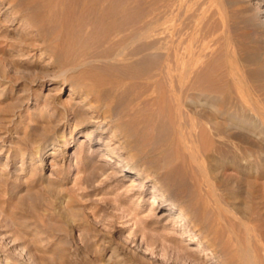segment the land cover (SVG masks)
<instances>
[{"label": "rangeland", "instance_id": "rangeland-1", "mask_svg": "<svg viewBox=\"0 0 264 264\" xmlns=\"http://www.w3.org/2000/svg\"><path fill=\"white\" fill-rule=\"evenodd\" d=\"M67 1L35 45L0 49V264H233L214 231L264 240V14L246 0H126L150 21L137 38L140 15L100 24L82 15L94 0ZM19 23L1 29L22 43ZM113 49H148L147 78L89 57ZM89 72L147 81L132 106L148 111L145 134L121 132L125 102L94 101L107 84Z\"/></svg>", "mask_w": 264, "mask_h": 264}, {"label": "bare ground", "instance_id": "bare-ground-1", "mask_svg": "<svg viewBox=\"0 0 264 264\" xmlns=\"http://www.w3.org/2000/svg\"><path fill=\"white\" fill-rule=\"evenodd\" d=\"M64 1H67V0H0V2H4L5 4H7V9L9 10L8 12H9V14H11L10 18L8 16H6V17H4L3 19L0 20V49H2L5 46L11 47L12 45L20 46L22 48L33 46L38 32H40V31H42L44 29L47 30V28H49L50 25L53 24V21L56 20V19L53 20V18H52V15L54 13L58 12L59 14L62 13L65 16L69 15V12H70L69 9L71 10L72 8H71L70 5H68V3L66 5L64 3ZM75 1H77V0H75ZM79 1H81L83 5H87L89 0H79ZM91 1L93 2V0H91ZM70 2H71V0L69 1V4L74 3V2H71V3ZM132 2H129V1H126V0H94V2L90 5L92 7L89 8V10L92 11L91 14H87V13L84 14L83 13L82 15H83V17L85 19H87V20L93 19L96 22H101L100 24H102L103 22H109L110 24H113V23L116 24L115 23V19H117V18H119V19L120 18L121 19H133V18H135V20H136V17H138V15H140V17L142 19V21H140V22H142V23L140 24V28L139 29L141 30V32L139 31V33L135 34L134 37L135 36L137 38L141 37V36L145 37L146 34H147V29H149L147 27L150 24L149 19L147 20V18H146L147 17V13H146L147 11H144L142 9L141 4H139V3L132 4ZM166 2H167V0H166ZM89 3H90V1H89ZM75 4H73V8L74 9H75V7H74ZM82 4L80 6L79 5L78 6L81 8V6H83ZM171 4H172V2H171ZM144 5H145V3H144ZM246 5H248L249 7L254 9V11H255L254 16L255 17L258 18L259 16H262L264 14V0H246ZM66 6H68V7L70 6V8H66ZM79 7H78V10L81 12V9H83V7L81 9H79ZM219 7H221V6H219ZM55 10H57V11H55ZM76 10H77V8H76ZM89 10H88V12H89ZM219 10H221V9H219ZM79 11H77V12H79ZM84 12H86V11H84ZM70 13H72V12H70ZM232 15H233V12H232ZM140 17H138V18H140ZM215 19H214V21H215ZM14 21H20L19 24L22 25L21 28L24 30L25 36L23 35L24 38L22 37L23 38L22 39V41H23L22 43L15 42L16 40H14V35L11 34L12 32L11 33L7 32L6 30H4V28L1 29L2 26H5V23L14 22ZM62 21H63V19H62ZM58 22H59V19H58ZM63 23H64V25H66V22H63ZM220 24L221 23L218 22V26ZM263 24H264V19H263ZM231 27H232V25H231ZM57 29H59V28H57ZM61 30L59 29V31H61ZM62 31H64V30H62ZM231 31H233V30H231ZM62 34H63V32H62ZM225 38H226V36H225ZM239 48H241V47H239ZM147 50L148 49H113L112 51H105V52H101L100 51L101 53H99V54H90L89 57L92 56V57L96 58L99 61V63L101 64V66H107L108 65V66H113L114 67V66H116L118 64L121 65V66H125L126 69L128 68L129 70H131V72L134 75L133 77H136V79L137 78L146 79L149 69L145 68V67L137 69L136 65L139 64V63L148 61V57H147L148 56V52H147ZM177 51H179V49ZM177 51L174 50V52H173V57L175 59L178 58V52ZM190 62H189V64H190ZM168 63L169 62L166 61L164 66H163L165 68L166 72H169L168 71V69H169V64ZM76 66L79 68V65H76ZM83 66L84 65H82V67ZM154 66H155V64H154ZM89 71H93V69L92 70L89 69ZM89 73H91V72H89ZM120 74H121V72H120ZM193 74L194 73H192V75ZM117 75H119V74H117ZM133 77L124 76V75H120V76L113 75V76H109V77H104L103 74L100 75V73L98 74V73H93V72L90 75V79H92L95 83H97V84L98 83L99 84H107V89H106V91L103 92L104 93V95H103L104 97H102V98L95 97L93 99L94 101H96L98 103H103L106 106L107 110H110L111 106H116V107L119 106L120 107L125 102V105H126L127 108H126V112L122 113V115L120 116V126L122 128L121 132H123V134H125L127 136L131 135L132 133H135V132L136 133L139 132L140 134L141 133L145 134L146 133V128L148 127V125H149V123L151 121L148 118V116H147L148 115V111H147V109H145L146 107L144 108L141 105L140 107L132 108L133 105H137L138 103H141V102L144 103V100L145 99L147 100V96L144 99L143 95H145V94L142 93L141 90H140L141 86H146L147 85V81L146 80H144L142 82L133 81V80H135ZM87 79H89V78H87ZM93 81H88V82H93ZM95 83H94V85H95ZM90 85H91V83H90ZM87 92L94 93L95 91H94V89L92 87H88ZM260 94H262V93H260ZM176 99H177V96L174 95L173 96V101H176ZM261 102H260V104H261ZM157 104H158V102H157ZM262 104H263V102H262ZM128 107H130V108H128ZM148 110H150V109H148ZM116 167H118V170L130 171V168L127 167V165L125 166L123 164H118ZM132 180H135V178H132ZM219 188H220V186H219ZM260 188L261 187H259V186H256L254 188V192H255V195H256L255 199L256 198L259 199V202L262 205H264V199H263V196H264L263 194L264 193L261 194L262 191L260 192ZM256 202H258V201H256ZM256 202H255V204H256ZM164 205H167V203L163 200V201L160 202L159 207H163ZM249 207H250L252 213H255V215H254L255 217L252 215L253 216L252 217L253 221L256 222V223L259 222V221H263V217H262V215H260L262 213L261 211H262L263 208L258 206V203L256 205H253L252 208H251V206H249ZM263 216H264V213H263ZM226 218H227V216H226ZM237 224H238V226L241 229L242 223L239 222ZM240 231H239V234L238 235L236 234L235 237L233 236L232 239H231L230 235H228V234L227 235H224L222 233L218 234V232L214 231V233H213V235L211 236V239H210L211 240V247L218 246V244H220L222 250L228 252V256H227L226 259L230 263H233V264H264V257L262 255V253L264 254V242H263L264 240L262 241V243H259L258 246L256 245L257 246L256 247V246H254L255 242H253V241H251L249 239H246L245 237H243V235H241V234L245 235L246 231L244 232L243 229H241ZM260 232H262V231H260ZM221 238L222 239L224 238V240L222 242H219L220 241L219 239H221ZM232 240H234L233 241L234 243L231 242ZM207 259H211L212 260V257L210 258V257L207 256L206 260Z\"/></svg>", "mask_w": 264, "mask_h": 264}]
</instances>
